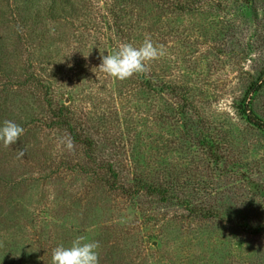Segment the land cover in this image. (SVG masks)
I'll return each mask as SVG.
<instances>
[{
	"label": "rangeland",
	"instance_id": "obj_1",
	"mask_svg": "<svg viewBox=\"0 0 264 264\" xmlns=\"http://www.w3.org/2000/svg\"><path fill=\"white\" fill-rule=\"evenodd\" d=\"M146 39V73L101 70ZM5 120L0 264L77 239L99 264H264V0H0Z\"/></svg>",
	"mask_w": 264,
	"mask_h": 264
},
{
	"label": "clouds",
	"instance_id": "obj_2",
	"mask_svg": "<svg viewBox=\"0 0 264 264\" xmlns=\"http://www.w3.org/2000/svg\"><path fill=\"white\" fill-rule=\"evenodd\" d=\"M161 53L146 39L144 44L137 48L131 43H123L111 55L101 54V70L107 75L119 80H125L135 74L148 71V62ZM24 128L11 120L0 123V142L5 146L15 144L24 134ZM69 149L73 143L69 139L66 143ZM25 151L20 150L19 156L23 157ZM98 242H81L77 239L70 246L58 245L52 252V264H99Z\"/></svg>",
	"mask_w": 264,
	"mask_h": 264
},
{
	"label": "trees",
	"instance_id": "obj_3",
	"mask_svg": "<svg viewBox=\"0 0 264 264\" xmlns=\"http://www.w3.org/2000/svg\"><path fill=\"white\" fill-rule=\"evenodd\" d=\"M258 124L264 126V122H257Z\"/></svg>",
	"mask_w": 264,
	"mask_h": 264
}]
</instances>
